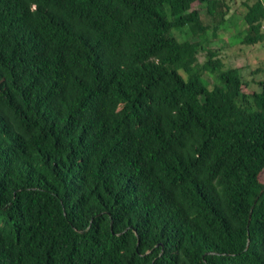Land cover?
<instances>
[{
  "label": "trees",
  "instance_id": "1",
  "mask_svg": "<svg viewBox=\"0 0 264 264\" xmlns=\"http://www.w3.org/2000/svg\"><path fill=\"white\" fill-rule=\"evenodd\" d=\"M198 6L0 0V264H264V79Z\"/></svg>",
  "mask_w": 264,
  "mask_h": 264
},
{
  "label": "rangeland",
  "instance_id": "2",
  "mask_svg": "<svg viewBox=\"0 0 264 264\" xmlns=\"http://www.w3.org/2000/svg\"><path fill=\"white\" fill-rule=\"evenodd\" d=\"M227 8L223 7L224 21L220 19L219 9L215 16H211L204 9L198 8L201 12L203 23L207 26L206 36L211 40V47H220V54L226 66L240 68V73L244 81L247 82L249 90L259 91L257 82L264 79V36L255 44H245L243 39L246 35V21L244 19L245 7L243 3L251 4L255 0H220ZM264 2V0H262ZM264 32V23L262 24ZM216 26L214 36V27ZM179 40L198 39L192 35L188 26L181 29L172 30ZM197 58L200 62L205 59V52H199Z\"/></svg>",
  "mask_w": 264,
  "mask_h": 264
},
{
  "label": "water",
  "instance_id": "3",
  "mask_svg": "<svg viewBox=\"0 0 264 264\" xmlns=\"http://www.w3.org/2000/svg\"><path fill=\"white\" fill-rule=\"evenodd\" d=\"M263 189H264V186H263L262 190L260 191V193L263 191Z\"/></svg>",
  "mask_w": 264,
  "mask_h": 264
}]
</instances>
